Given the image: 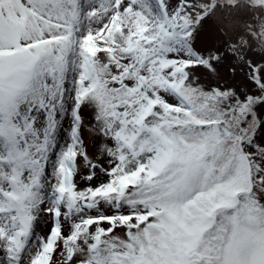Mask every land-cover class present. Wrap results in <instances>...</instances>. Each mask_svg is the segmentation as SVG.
I'll return each mask as SVG.
<instances>
[{
    "label": "snow or ice",
    "instance_id": "6c2138e0",
    "mask_svg": "<svg viewBox=\"0 0 264 264\" xmlns=\"http://www.w3.org/2000/svg\"><path fill=\"white\" fill-rule=\"evenodd\" d=\"M0 264H264V0H0Z\"/></svg>",
    "mask_w": 264,
    "mask_h": 264
},
{
    "label": "bare ground",
    "instance_id": "6f19581e",
    "mask_svg": "<svg viewBox=\"0 0 264 264\" xmlns=\"http://www.w3.org/2000/svg\"><path fill=\"white\" fill-rule=\"evenodd\" d=\"M247 18H248V17H247V14L244 13L242 19H247ZM236 26L239 27L241 30H243L244 25H243L242 23L237 22V25H236Z\"/></svg>",
    "mask_w": 264,
    "mask_h": 264
}]
</instances>
